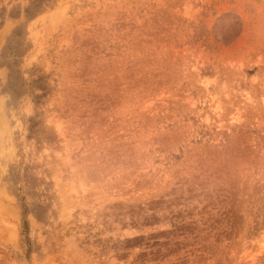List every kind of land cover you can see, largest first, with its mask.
I'll list each match as a JSON object with an SVG mask.
<instances>
[{"label": "rangeland", "instance_id": "374dc122", "mask_svg": "<svg viewBox=\"0 0 264 264\" xmlns=\"http://www.w3.org/2000/svg\"><path fill=\"white\" fill-rule=\"evenodd\" d=\"M0 264H264V0H0Z\"/></svg>", "mask_w": 264, "mask_h": 264}, {"label": "bare ground", "instance_id": "6f19581e", "mask_svg": "<svg viewBox=\"0 0 264 264\" xmlns=\"http://www.w3.org/2000/svg\"><path fill=\"white\" fill-rule=\"evenodd\" d=\"M1 146V145H0Z\"/></svg>", "mask_w": 264, "mask_h": 264}]
</instances>
